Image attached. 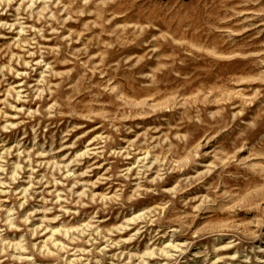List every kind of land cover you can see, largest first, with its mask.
<instances>
[{
    "label": "rangeland",
    "instance_id": "rangeland-1",
    "mask_svg": "<svg viewBox=\"0 0 264 264\" xmlns=\"http://www.w3.org/2000/svg\"><path fill=\"white\" fill-rule=\"evenodd\" d=\"M0 264H264V0H0Z\"/></svg>",
    "mask_w": 264,
    "mask_h": 264
}]
</instances>
